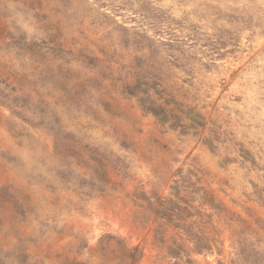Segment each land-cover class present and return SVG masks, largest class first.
Wrapping results in <instances>:
<instances>
[{"label": "rangeland", "instance_id": "obj_1", "mask_svg": "<svg viewBox=\"0 0 264 264\" xmlns=\"http://www.w3.org/2000/svg\"><path fill=\"white\" fill-rule=\"evenodd\" d=\"M0 264H264V0H0Z\"/></svg>", "mask_w": 264, "mask_h": 264}, {"label": "trees", "instance_id": "obj_2", "mask_svg": "<svg viewBox=\"0 0 264 264\" xmlns=\"http://www.w3.org/2000/svg\"><path fill=\"white\" fill-rule=\"evenodd\" d=\"M146 89L147 88H142V86H140V84L138 83L131 87V90L134 92L143 91V93L147 94L148 90ZM162 99L163 102L159 105L157 104V100L155 98H152L151 95L149 96L146 95V97H141L140 101L144 110L152 113L158 120H160L163 123H168L172 117L178 118V120H176L171 124L173 127L179 126L182 127L183 129H187L189 127L195 128L197 126L203 125L204 117L202 114L195 113L193 114V117L190 118V122L184 123L182 118H180L177 114L173 113L174 110L178 109V106H182L183 104L177 102L173 97L171 98L172 100L166 98H162ZM171 101H173L175 107L166 108L165 106L166 103L167 105H169ZM178 111L181 112V114L185 115L183 110H178Z\"/></svg>", "mask_w": 264, "mask_h": 264}]
</instances>
